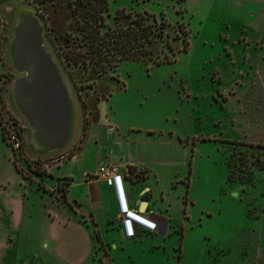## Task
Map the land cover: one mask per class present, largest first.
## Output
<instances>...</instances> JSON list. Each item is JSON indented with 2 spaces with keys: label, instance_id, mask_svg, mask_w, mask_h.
Masks as SVG:
<instances>
[{
  "label": "rangeland",
  "instance_id": "obj_1",
  "mask_svg": "<svg viewBox=\"0 0 264 264\" xmlns=\"http://www.w3.org/2000/svg\"><path fill=\"white\" fill-rule=\"evenodd\" d=\"M6 1L0 0V188L14 183L0 194V207L9 193L27 187L26 207L34 215L27 225L31 237L37 236L39 228L41 233L45 223L52 222L56 228L59 215L72 209L62 205L61 190L53 198L40 189L52 180L46 179V170L37 159L57 163L84 148L91 161L97 155L101 129L114 126V135H101V151L117 155L132 151L152 158L159 181L152 175L154 208L172 220L166 236L118 240L119 249H111L108 255L107 247L96 243L72 255L69 230L60 245L66 260H60L51 246L39 247L35 256L23 240L15 264L261 263L264 0H107L108 6L94 18L96 0H23L44 19L46 37L81 108L82 125L75 143L49 159L27 153V127L6 99L14 76L4 54L11 23L4 11ZM121 9H125L124 16L117 20ZM140 16L155 31L149 49L159 63L122 61L101 74L89 62L67 60L66 51L88 39L81 30L85 21L99 30L96 37L117 28L137 30ZM163 21L160 36L157 27ZM244 51L248 56H243ZM13 128L25 139L15 155L3 141L4 132ZM14 162L32 184L21 178L23 185H19L21 175ZM83 164L82 159L73 165L77 182ZM88 254L91 257L85 263ZM258 254L261 262H257ZM0 261L10 263L1 248Z\"/></svg>",
  "mask_w": 264,
  "mask_h": 264
},
{
  "label": "crops",
  "instance_id": "obj_2",
  "mask_svg": "<svg viewBox=\"0 0 264 264\" xmlns=\"http://www.w3.org/2000/svg\"><path fill=\"white\" fill-rule=\"evenodd\" d=\"M115 130L114 126L101 129V132L98 134L100 137L98 140L99 147L96 149L97 155L95 154L94 159L91 161L86 158L87 154L83 148V150L72 157H67L66 159L63 157L64 160L56 161L57 163L42 162V166H44L48 174L46 179L50 178L52 180V182L46 183L47 188H45V192L50 193L53 198H55L54 192H58V179L63 177L71 178V182L66 186L65 191L68 204L60 201L63 203H61L62 205L68 206L72 210L66 208L67 211L59 215L56 228H54V225H51L52 222L48 226L45 223L43 228L41 227V233L40 228L36 232V239L31 237L29 233L31 230L27 225L34 215L26 207L28 189L24 187L23 190L18 189L16 192L9 193L7 196L9 198L8 202L6 201V204L0 207V248L4 249L9 255V264H15L18 261V251L22 249L20 247L24 244L23 240L29 243L28 247L30 251H33L35 256L39 255L37 252L39 247H43L46 250L51 246L53 250H56V254L60 260H66L60 252V245L63 246L65 241L66 230H69L68 247L72 255H77L78 253L76 252H79L80 248L85 250L89 245H95V243L101 247L104 246V248L106 246L107 252L105 251V253L107 255L111 252V249H119L117 241H125V239L117 222L119 210L114 189L106 183L104 178L97 174L101 167L110 164H120L123 172L130 173V176L126 173V184L131 205L138 210L151 214L159 223V231L152 234L161 238V236H166L170 231L172 220L154 208L153 202L156 198H154V188L150 179L154 175L157 183L159 181L158 172L154 171L152 167L153 159L145 158L144 155L133 153L132 151L126 153L120 151L118 155L101 151V135H114L113 132ZM88 135H92V133ZM3 141L6 145L8 144L5 141L4 135ZM89 144L90 142H87V145ZM82 159L84 164L80 166L81 181L77 182L73 165L75 162H81ZM14 166L16 171L21 175L20 181L17 179L19 185H23V183H20L21 178L30 181L32 184V180L27 179L23 175L15 162ZM62 166L64 167L63 169H61ZM11 183L14 182L11 181L10 186L6 183L4 187L0 188V194L4 190L12 188ZM0 202L2 203L1 200ZM113 229L115 232L112 231ZM97 235L99 239L96 238L97 240L95 241L94 236ZM143 235L139 238H142ZM127 242H132V240H128ZM122 248L124 249V247ZM90 257L91 255L89 254L84 257L85 263L90 260ZM261 261L262 257L258 254L257 262ZM263 261L261 262L262 264H264ZM0 264L7 263L0 261Z\"/></svg>",
  "mask_w": 264,
  "mask_h": 264
},
{
  "label": "water",
  "instance_id": "obj_3",
  "mask_svg": "<svg viewBox=\"0 0 264 264\" xmlns=\"http://www.w3.org/2000/svg\"><path fill=\"white\" fill-rule=\"evenodd\" d=\"M3 5L11 21L4 54L14 73L6 90L8 106L27 127V153L53 158L75 143L82 125L80 104L46 37L44 19L23 0Z\"/></svg>",
  "mask_w": 264,
  "mask_h": 264
},
{
  "label": "trees",
  "instance_id": "obj_4",
  "mask_svg": "<svg viewBox=\"0 0 264 264\" xmlns=\"http://www.w3.org/2000/svg\"><path fill=\"white\" fill-rule=\"evenodd\" d=\"M108 6L107 0H96L94 6V12L92 17L98 16V13ZM125 9H121L117 12V20L124 16ZM141 19L136 21V28H117L113 33L106 32L102 36L93 37L95 33L99 30H94L93 24L89 21H85V25L81 26V30L87 33L88 39L84 42H80L74 45V49H68L66 51V58L69 62L84 63L87 62L93 64V68L98 73H105L107 69H114L117 67L118 63L122 61H141L148 63L149 61L159 63L161 60L156 61L153 55V50L149 49V44L151 35L155 34V31L151 29V25L144 22V17L140 16ZM165 22H161L157 27V35L163 36V25ZM78 50V51H77ZM157 57V56H155ZM0 59H1V49H0ZM2 122L1 112H0V124ZM4 138L7 142V137L4 132ZM24 138V137H23ZM25 141V140H24ZM9 145V144H8ZM72 157V156H68ZM38 162H47L49 160L37 159ZM18 167V165H17ZM19 169V167H18ZM20 170V169H19ZM22 172V170H20ZM23 173V172H22ZM24 175V174H23ZM44 175H48L44 171ZM68 180V181H67ZM58 190H61V201L67 203V197L65 194L66 186L70 184L71 178L64 177L58 179ZM66 181V182H65ZM40 187V186H38ZM46 191V189L41 187ZM68 204V203H67ZM150 235V234H147ZM96 238L99 239L97 235Z\"/></svg>",
  "mask_w": 264,
  "mask_h": 264
},
{
  "label": "built area",
  "instance_id": "obj_5",
  "mask_svg": "<svg viewBox=\"0 0 264 264\" xmlns=\"http://www.w3.org/2000/svg\"><path fill=\"white\" fill-rule=\"evenodd\" d=\"M6 137L7 143L15 153L21 151L25 139L18 129H11ZM126 173L130 176L129 172ZM126 173L123 172L120 164L115 163L101 167L97 174L104 178L106 183L114 189L119 210L117 222L122 230L123 238L125 240H136L143 234L157 233L159 223L151 214L140 211L131 205L126 184ZM151 225H155V227Z\"/></svg>",
  "mask_w": 264,
  "mask_h": 264
},
{
  "label": "flooded vegetation",
  "instance_id": "obj_6",
  "mask_svg": "<svg viewBox=\"0 0 264 264\" xmlns=\"http://www.w3.org/2000/svg\"><path fill=\"white\" fill-rule=\"evenodd\" d=\"M42 15H43V17H44V18L47 20V17H46V15H45V14H43V13H42ZM257 43H260V42H257ZM248 45H249V44H248ZM255 46H256V45H255ZM257 47H258V46H256L255 48L257 49ZM262 47H263V46H262ZM246 48H247V46H246ZM246 48H245V49H246ZM245 54H247V56H248V54H249V53H245V51H244V54H243V56H244ZM261 59H264V55H262ZM253 64H254V63H253ZM253 73L255 74V73H256V71H253ZM233 141H236V140H233ZM231 142H232V141H231ZM238 142H239V141H238Z\"/></svg>",
  "mask_w": 264,
  "mask_h": 264
},
{
  "label": "clouds",
  "instance_id": "obj_7",
  "mask_svg": "<svg viewBox=\"0 0 264 264\" xmlns=\"http://www.w3.org/2000/svg\"><path fill=\"white\" fill-rule=\"evenodd\" d=\"M147 223V222H146ZM152 227H155V225H151ZM130 227V226H129Z\"/></svg>",
  "mask_w": 264,
  "mask_h": 264
},
{
  "label": "snow or ice",
  "instance_id": "obj_8",
  "mask_svg": "<svg viewBox=\"0 0 264 264\" xmlns=\"http://www.w3.org/2000/svg\"><path fill=\"white\" fill-rule=\"evenodd\" d=\"M129 215H131V213H129Z\"/></svg>",
  "mask_w": 264,
  "mask_h": 264
}]
</instances>
